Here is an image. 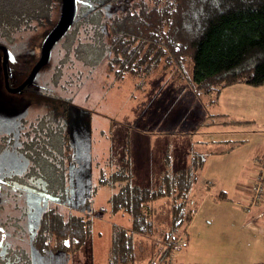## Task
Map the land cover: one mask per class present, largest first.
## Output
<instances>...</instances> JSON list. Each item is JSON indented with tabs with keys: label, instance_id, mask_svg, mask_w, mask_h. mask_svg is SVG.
<instances>
[{
	"label": "trees",
	"instance_id": "obj_1",
	"mask_svg": "<svg viewBox=\"0 0 264 264\" xmlns=\"http://www.w3.org/2000/svg\"><path fill=\"white\" fill-rule=\"evenodd\" d=\"M60 6L61 0H0V45L16 48L18 55L36 38L43 41L59 19ZM56 45L69 54L67 63L89 59L98 64L107 55L119 54L118 77L152 59L167 57L166 62L177 64L179 70L189 61V81L214 104L226 88L264 83V0H76L74 21L53 48ZM16 141V149L29 161L25 178L37 183L57 205L41 214L32 237L33 251L76 253L92 240L93 227L102 221L104 210L85 214L87 220L57 213L70 198L75 156L63 115L48 111ZM205 160V154L192 152L185 166L171 169L167 154L164 170L152 177L154 185L148 187L132 182L130 166L101 174L100 186L120 188L109 199L110 213L121 211L131 219L130 229L106 227L110 237L106 264H160L179 249L174 242L192 220V189ZM158 200L170 205L164 223L154 220L158 211L151 209ZM153 237L156 252L141 258L136 241ZM4 243L1 264H32L30 252L7 239Z\"/></svg>",
	"mask_w": 264,
	"mask_h": 264
},
{
	"label": "rangeland",
	"instance_id": "obj_2",
	"mask_svg": "<svg viewBox=\"0 0 264 264\" xmlns=\"http://www.w3.org/2000/svg\"><path fill=\"white\" fill-rule=\"evenodd\" d=\"M43 41L36 38L34 44L25 46L22 52L18 51V55L16 48L15 51L7 49L14 57L11 64L6 63L10 67V72L7 71L10 90L20 87L27 79L41 57ZM65 52L57 45L52 48L48 63L38 71L31 82L32 86L27 85L30 87L27 90L12 93L4 85L3 55L0 50V219L4 221L2 226L7 234V242L19 244L30 252L28 256L32 264H106L110 238L106 227L112 226L113 229L114 225L115 228L130 229L131 219L121 211L110 213L109 199L120 188L100 186L98 180L101 174L107 176L117 169L130 166L134 184L153 186L152 177L164 170L163 157L170 155L171 169L182 168L188 163L192 152L199 153L198 150L204 149V143L197 142L195 138L207 131L204 134L209 138L206 143L218 140V135H211L217 125L210 127L205 120L204 109L210 104L205 105L207 99L204 93L189 81V61L184 62V70H179L177 64L166 62L167 57L152 59L141 66L136 65L135 72L118 77L115 62L119 61V54L112 55V58L107 55L98 64H91L89 59L67 63L65 60L69 54L66 56ZM183 72L185 76L180 77L178 73ZM52 110L63 115L66 135L75 154L70 198L63 207L58 206L57 213L66 218L69 215L85 218V214L104 210L103 217H99L102 221L93 227L92 240H88L74 254H38L33 251L32 237L38 229L41 214L57 205L37 183L25 178L29 161L16 149L19 133L29 131L31 123ZM209 111L211 115L214 114L215 107L209 108ZM188 120L189 125L184 124ZM173 138L180 142L173 141ZM238 155L236 152L230 159ZM223 161L228 162V159L211 160L208 172L211 177L218 175L220 179L229 181L231 174L226 165L221 164ZM205 181L206 178L202 180L198 176L193 186L194 210L200 200L197 199L198 191ZM255 182L256 175L251 187ZM231 205L225 203L221 208L213 206L205 217L210 224L199 216L188 230L190 241H193L191 256L202 250L217 253L219 255L214 260L222 263L225 259L220 257V253L230 251L233 245L236 246L231 255L241 249L237 244L241 242L242 235H247L246 230L238 233L237 229L231 230L226 226L232 220L242 222L244 217L229 210ZM151 206L155 212L158 211V218L154 214L155 221L159 219V223H164L169 218L170 205L167 201L158 200ZM162 227L159 225L157 228ZM182 232L174 242L182 241L179 249L160 264H175V256L186 244V232ZM98 233L101 235L95 237ZM144 239L136 241L138 255L148 258L156 252V246L152 248L157 238L145 242ZM233 260L237 262L235 258Z\"/></svg>",
	"mask_w": 264,
	"mask_h": 264
},
{
	"label": "crops",
	"instance_id": "obj_3",
	"mask_svg": "<svg viewBox=\"0 0 264 264\" xmlns=\"http://www.w3.org/2000/svg\"><path fill=\"white\" fill-rule=\"evenodd\" d=\"M205 99L208 100V97L205 96ZM205 103V105L209 104L208 101ZM205 107L207 118L204 117V119L209 122L210 127L217 125L211 135H218L219 138L206 143L209 139L206 137L207 135L204 136L205 133H208L206 131L202 136L194 139L204 143L202 145L204 149L198 150V152L206 155L201 172L202 180L206 178V181L198 191L199 204L194 210L192 220L186 227V244L178 252V256H175L174 263L264 264V195L254 207L250 205L251 185L258 171L255 159L264 160V83L258 87L239 84L226 88L218 95L214 104ZM213 107H215V112L211 115L209 108ZM210 118H212L211 123ZM189 121L184 124L189 125ZM194 124L192 127L195 126ZM174 140L177 139L173 138ZM179 142L180 140H177V143ZM236 152L239 155L230 159V156ZM163 159L165 160L164 157ZM223 159H228V162L223 161L221 164L226 165L231 174L229 181L220 179L218 175L211 177L208 172L211 160ZM218 194L221 195L220 198L217 197ZM225 203L232 204L229 210L235 212V215L241 214L244 217L242 222L232 220L226 226L231 230L237 229L238 233L241 230H246L247 235H242L241 242L237 244L241 249L231 255L236 246L233 245L230 251L220 253V257L225 259V262L222 263L214 260L219 254L205 252L202 248L201 252H194L191 256L190 248L193 241H190L188 230L193 227L199 216L203 220L213 206L221 208ZM204 220L206 224H210L209 220L206 218Z\"/></svg>",
	"mask_w": 264,
	"mask_h": 264
},
{
	"label": "water",
	"instance_id": "obj_4",
	"mask_svg": "<svg viewBox=\"0 0 264 264\" xmlns=\"http://www.w3.org/2000/svg\"><path fill=\"white\" fill-rule=\"evenodd\" d=\"M76 15V0H61V8H60V16L56 26L52 29V31L46 36L42 45H41V57L36 63V65L31 70L29 76L24 81V83L14 89L10 90L7 84V61L12 62L14 57L12 54L5 48L4 46H0V50L2 51V71L4 76V85L7 91L12 93H18L22 89H24L27 85L31 84L32 80L38 73V71L48 63L50 58L51 49L53 46L66 34L72 25L74 18Z\"/></svg>",
	"mask_w": 264,
	"mask_h": 264
},
{
	"label": "built area",
	"instance_id": "obj_5",
	"mask_svg": "<svg viewBox=\"0 0 264 264\" xmlns=\"http://www.w3.org/2000/svg\"><path fill=\"white\" fill-rule=\"evenodd\" d=\"M258 171L256 172V182L251 187V203L250 205H256L260 198L264 195V160L255 159ZM181 240L176 241L175 246L181 245Z\"/></svg>",
	"mask_w": 264,
	"mask_h": 264
},
{
	"label": "flooded vegetation",
	"instance_id": "obj_6",
	"mask_svg": "<svg viewBox=\"0 0 264 264\" xmlns=\"http://www.w3.org/2000/svg\"><path fill=\"white\" fill-rule=\"evenodd\" d=\"M7 62H9V61H7ZM11 63V62H10ZM7 67V71H9L10 72V67H8V65L6 66ZM10 75V74H9ZM4 77V76H3ZM10 87V86H9ZM23 90V89H22ZM4 223V221H1V219H0V250H2V248L4 247V242L6 241V237H7V234H6V231L4 230V227L2 226V224ZM29 258H30V263H32L31 262V257L29 256ZM1 261L3 262V259L2 258H0V264H1Z\"/></svg>",
	"mask_w": 264,
	"mask_h": 264
}]
</instances>
